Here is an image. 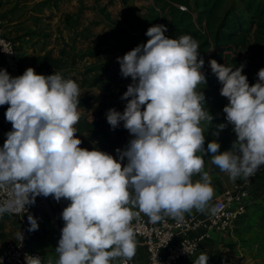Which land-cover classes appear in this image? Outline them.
<instances>
[{
	"label": "clouds",
	"instance_id": "1",
	"mask_svg": "<svg viewBox=\"0 0 264 264\" xmlns=\"http://www.w3.org/2000/svg\"><path fill=\"white\" fill-rule=\"evenodd\" d=\"M166 31L162 24L150 26L146 43L117 57L122 76L132 79L122 96L123 112L106 113L113 128L123 121L133 137L116 150L119 159L80 147L75 125L81 93L74 80L37 74L32 67L18 76L0 69V106L8 105L5 118L12 125L0 147V188L13 196L0 204V215L22 212L38 195L69 201L61 212L58 259L29 255L25 264H128L137 247L131 222L139 213L132 207L156 223L164 216L182 218L213 196L198 153H210L211 162L232 180L247 181L264 165V68L249 85L243 65L234 69L209 60L228 100L223 112L236 139L225 151L216 140L205 149L201 123L211 124L213 117L199 91L207 82L199 43L188 34L169 38ZM196 175L200 179L193 180ZM27 219L28 230H38L36 218ZM207 259L201 254L193 264Z\"/></svg>",
	"mask_w": 264,
	"mask_h": 264
},
{
	"label": "crops",
	"instance_id": "2",
	"mask_svg": "<svg viewBox=\"0 0 264 264\" xmlns=\"http://www.w3.org/2000/svg\"><path fill=\"white\" fill-rule=\"evenodd\" d=\"M173 1L179 4L187 2L192 5L194 0ZM238 3H240V0H238ZM151 5L152 3L149 0H0V22L3 26L4 35L15 45L23 71L28 67H32L37 74L42 72L44 74H49V72L51 74L60 73L65 78H71L79 86L81 93L79 99L86 101V104L78 106L80 119L87 123H93L102 118V125H104L107 123L106 113L109 109L123 112V103L126 98L122 99V96L129 85H125L124 82L129 81L114 82L108 88L106 86L112 74L109 71L96 72L93 70L85 73L81 72L78 76H74L75 72H72V68H70L72 65L70 58L77 56L76 54H78L80 49L84 50V44L81 47L76 45L75 49L70 48L68 44H64L61 41L60 34L63 33L64 35L66 32L64 30L60 32V29H62L63 25H76V42L77 44L79 41L83 42V34L79 30H83L82 26L85 24V17L91 13L93 17L100 21L105 19L114 23L117 28L116 21L119 18H130L134 22L132 27L134 32H141V29L146 31L155 24L156 20V15ZM166 28L170 29L167 26ZM71 31L68 30L67 36L63 37L65 43H68V38L73 36ZM71 39L73 40V38ZM48 53L51 59L57 61V65H42V59ZM62 54L64 58H67L66 61L61 60ZM76 61L75 66L77 67L79 66V61L78 59ZM0 69L7 71L1 57ZM76 71H79V68ZM201 71L204 75L208 72V70L203 69ZM113 73H116V71H113ZM95 74L98 75V79H93L94 82L87 81V77ZM205 77L206 81H208L204 86L201 85L199 91L203 92L205 97L204 107L213 119L211 124L207 122L201 123L205 136L204 147L207 149L208 142L216 140L220 144V151H225L231 148L233 141L236 139V134L231 124L223 122L224 116L217 117L211 113L212 108L220 103L221 99L214 101V98L215 95H218L217 92H220L222 85L218 79H211L207 75ZM127 78L129 80L131 77ZM226 102L228 103V100ZM226 102H221L220 105L225 106ZM7 107V104L0 106V147L3 146L6 133L12 129L11 123L5 118ZM221 123L226 125L223 130L218 128ZM100 128L81 132L77 136L81 140L80 146L93 148L98 140L97 134ZM122 130L120 136L116 138V146L108 151V154L115 159H119V154L116 150L125 149L130 139L133 138L129 131L123 127V124ZM222 131H225L228 137L223 136L220 139ZM198 155L203 156L204 171L210 176L213 196H217L221 191L241 179L232 180L227 173L221 172L211 162L210 153H198ZM120 162L123 166L127 163V159L125 158ZM198 179H200L199 175L193 177V180ZM68 203L69 201L63 198L56 201L52 196L44 197L38 195L35 197V206L29 215L36 218L39 227L38 230L33 231L32 237L25 239V245L30 251L42 253L44 262L49 258L58 259L55 248L64 224L61 212ZM132 211L138 213V208L132 207ZM194 212L195 208L183 214L191 215ZM243 215L239 223L255 220L251 227L238 228L239 223H237L231 232L212 230L210 238L203 243L196 255L181 264H193L201 254L207 255V264H264V182L262 180H255L250 188ZM253 217H256V219H253ZM17 225L18 221L13 216L5 215L0 219V252L8 242L17 240ZM253 233L254 235H259L257 240L251 237ZM135 239L137 247L131 261L135 264H143L147 261V250L137 236H135ZM113 264H120V261H113Z\"/></svg>",
	"mask_w": 264,
	"mask_h": 264
},
{
	"label": "built area",
	"instance_id": "3",
	"mask_svg": "<svg viewBox=\"0 0 264 264\" xmlns=\"http://www.w3.org/2000/svg\"><path fill=\"white\" fill-rule=\"evenodd\" d=\"M151 1L157 18L155 24H161L171 6L179 11H188L185 4H179L172 0H149ZM164 2V3H163ZM133 20L130 18H119L116 21L118 28L132 33ZM148 37L144 38L147 41ZM0 57L10 76L23 74L20 61L14 43L4 35L2 23L0 22ZM50 75V74H43ZM264 182V165H261L256 173L247 181L243 178L234 182L231 186L221 191L217 196H212L207 204L200 209L195 208L194 214H183L182 218L164 216V218L153 223L143 213L139 212L138 218L131 222V228L147 250V261L143 264H181L193 258L203 243L210 238L212 230L220 232H231L237 221L245 212V203L249 197V190L255 180ZM13 199L8 188H0V204ZM34 204L25 206V209L17 213L14 210L0 215L18 219L22 240L8 242L0 252V264H25V257L39 256L44 261V255L36 251H30L25 245V239L32 237L34 232L29 231L27 217L33 210ZM128 264H135L128 261Z\"/></svg>",
	"mask_w": 264,
	"mask_h": 264
},
{
	"label": "trees",
	"instance_id": "4",
	"mask_svg": "<svg viewBox=\"0 0 264 264\" xmlns=\"http://www.w3.org/2000/svg\"><path fill=\"white\" fill-rule=\"evenodd\" d=\"M242 1V4L238 2L231 4L219 16L218 12L224 4V0H194L192 7L186 4L188 11H179L174 6H171L172 8L170 7L169 12L163 18L162 23L165 22L164 24L172 30L174 38L188 34L199 43L198 58H203L204 65L202 69L208 70L205 75L211 79H217V77L212 73L211 68H209L210 59H215L218 63L225 64L226 66H233L234 69L243 65L242 74L246 75V77L251 69V65L241 60L239 56L251 49L253 19L258 18L264 13V2L260 0ZM92 53V51H88L82 52L80 55L89 56ZM228 61H230L229 65L226 64ZM47 64H58L55 59H51L49 53L42 59V65ZM123 77L119 73L111 74L110 81L106 87L109 88L114 82L124 81ZM79 103V106H81L86 104V101L79 99ZM126 104L127 98L123 103L124 108ZM102 122V118L93 123H87L79 119V122L75 125L77 129L76 136L81 132L93 131L101 127L97 134L98 140L93 148L108 153L117 144L116 138L123 131V121H120L115 128L108 122L102 125ZM80 147L88 150L93 149L92 147L83 145ZM243 216H241V219Z\"/></svg>",
	"mask_w": 264,
	"mask_h": 264
},
{
	"label": "rangeland",
	"instance_id": "5",
	"mask_svg": "<svg viewBox=\"0 0 264 264\" xmlns=\"http://www.w3.org/2000/svg\"><path fill=\"white\" fill-rule=\"evenodd\" d=\"M264 2V0H260ZM238 0H224V4L221 6L218 15H222V13L225 11L227 7H229L231 4L237 3ZM242 0H240V4H242ZM188 5L192 7L189 3L185 2V5ZM242 6V5H240ZM102 8H104L102 6ZM252 29H251V49L243 54H241L240 59L246 61L251 65V69L248 72L247 80L249 85L257 82L258 76L257 73L261 68H264V13L260 15L258 18L253 19ZM162 25H165L164 23H161ZM80 27V25H78ZM166 26V25H165ZM72 30V37L68 38V43H65L63 40V37L67 36V29ZM83 30H79L81 34H83V42H76V25H70L68 26H62V29H60V32L64 30L66 34L61 36V41L64 44H68L70 48L75 49L76 45L81 47L84 44V50L80 49L77 56H74L70 58L72 60V65L70 68H72V72H75L74 76H78L81 72L85 73L87 71H98V72H110L113 74V71H116V73L121 74L120 72V65L118 63L117 57H122L127 51L131 50L132 48L136 47L137 45H141L146 43L144 41V38L146 37L145 33L146 31L141 29L140 31L136 32H122L120 31L116 25L112 22H108V20H99L96 17H93L91 13L86 15L85 17V24L82 26ZM81 28V29H82ZM140 32V33H139ZM165 35L169 38H174V34L172 33L171 29H167L165 32ZM73 38V40L71 39ZM55 43V42H54ZM92 51V55L89 56H82L80 55L82 52H88ZM62 52V51H61ZM62 61L67 60V58H64V55L62 54ZM79 61V66H75L77 63V60ZM227 65L230 64V61L226 63ZM79 68V71H76ZM44 74V73H42ZM49 74H51L49 72ZM98 74V73H97ZM95 74L91 77H87V81L94 82L93 79H98V75ZM125 81V85H128L131 83L132 79L130 78L128 80L127 77H123ZM218 95H215L214 101L221 99L220 103H218L216 106H214L211 110V113L213 115L218 116H224L223 122L226 123V114L223 112L224 105H220L221 102H226L227 98L223 97L220 92H217ZM227 103V102H226ZM221 130V129H220ZM227 136V133L225 131H222L221 137ZM17 219V218H16ZM253 219H256V217H253ZM18 221V219H17ZM255 220L250 222H241L237 221L239 223L238 228L249 226L251 227L253 225ZM234 225V227H235ZM18 230L20 228V224L18 222ZM212 233V232H211ZM210 233V235H211ZM258 236V237H257ZM251 237L253 239H258L259 235L251 234ZM251 239V240H253ZM250 252V251H249ZM251 254V253H250Z\"/></svg>",
	"mask_w": 264,
	"mask_h": 264
}]
</instances>
